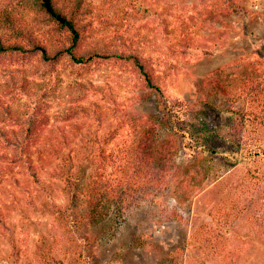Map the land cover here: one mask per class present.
<instances>
[{
	"label": "trees",
	"instance_id": "obj_1",
	"mask_svg": "<svg viewBox=\"0 0 264 264\" xmlns=\"http://www.w3.org/2000/svg\"><path fill=\"white\" fill-rule=\"evenodd\" d=\"M144 1H0V75L5 77L0 82V144L7 148L0 153V160L5 161L0 166V182L17 173L37 176V163L45 162L52 164L53 176L62 182L66 196L63 203L47 205L63 233L62 254L40 245L33 257L17 264H86L94 244L83 230L96 214L106 216L114 203L127 209L143 190L161 191L173 183L180 173L177 159L182 146L204 168V176L213 172L212 182L198 191L204 193L211 221L194 227L186 244L188 249L200 250V263L238 264L240 253L228 249L229 238L222 231L233 220L245 218L264 234V57L262 68L247 70L228 83L208 79L229 103L228 123L211 131L200 101L164 90V80L178 64L152 55L158 35L148 31L146 19L158 11L144 6ZM228 2L238 10L236 1ZM138 20L144 23L135 30ZM164 24L169 39L170 34L180 33V38L168 43L171 57L176 52L186 54L189 37L182 34L183 29L176 31ZM64 61L84 67L109 61L130 65L141 85L157 95L158 113L136 117L119 146H109L117 138L118 127L79 147L65 133L46 138L41 147L39 138L51 116L67 119L92 114L103 123L116 114L113 104L106 107L96 101L71 105L64 112L49 111L51 96L59 94ZM74 84L84 94L90 89L104 90L90 78L75 79ZM20 96L27 100L21 102ZM76 128L81 125L77 123ZM213 135L232 145L236 166L226 161V155L216 158L219 150L210 146ZM171 215L184 219L178 208Z\"/></svg>",
	"mask_w": 264,
	"mask_h": 264
},
{
	"label": "rangeland",
	"instance_id": "obj_2",
	"mask_svg": "<svg viewBox=\"0 0 264 264\" xmlns=\"http://www.w3.org/2000/svg\"><path fill=\"white\" fill-rule=\"evenodd\" d=\"M233 1L238 5L237 11L228 0L144 1V6L158 11L146 19L148 31L158 35L152 55L178 64L177 68L170 69V76L164 80V90L172 96L200 101L205 106L204 121L211 131L228 123L229 103L208 79L228 83L247 70L263 66L260 59L264 57V0ZM27 15L29 17V13ZM143 21H136L133 29L137 30ZM165 22L170 29H183L182 34L189 37L191 44L186 54L176 52L175 57H171L168 43L180 38V33L170 34L171 39L166 37ZM61 65L64 66L60 69L63 80L57 85L59 94L51 96L50 112H64L71 105H91L94 101L106 107L113 104L117 110L103 123L92 114L67 119L62 115L51 116L46 132L39 138L41 147L46 138L53 139L64 133L74 137L79 147L86 140L118 127L117 138L109 146H119L136 117L158 113L157 95L141 85L130 65L113 61L90 67L71 65L69 61ZM86 78L93 79L95 85H101L104 90L90 89L84 94L74 80ZM4 79L0 75V82ZM19 99L22 102L27 97ZM77 123L80 129L76 128ZM211 140L210 146L219 150L216 158L226 155V161L236 166L237 157L230 154L232 145L215 135ZM3 150L7 148L0 144V153ZM191 153L189 148L182 146L177 159L179 177L161 191L147 188L132 199L129 208L122 209L114 203L103 217L94 211L95 218L83 230V235L94 244L86 264H186L188 260L201 264L200 250L188 249L186 244L194 227L211 221L204 193L200 195L198 191L212 182L213 172L204 176V168ZM3 165L5 161L0 160V166ZM52 169V164L38 162L37 176L26 172L7 175L1 180L0 264L27 261L40 245L58 249V255L65 249V241L60 242L63 233L47 206L66 200L62 182L53 176ZM236 171L243 172L241 168ZM173 208L180 210L183 220L172 217ZM222 231L229 238L228 249L240 253L238 264H264V234L260 235L245 218L233 220Z\"/></svg>",
	"mask_w": 264,
	"mask_h": 264
}]
</instances>
